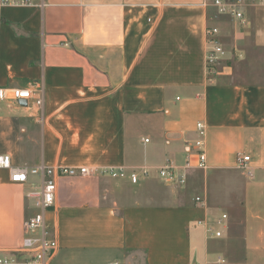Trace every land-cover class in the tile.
Wrapping results in <instances>:
<instances>
[{
	"label": "crops",
	"instance_id": "0c3cea01",
	"mask_svg": "<svg viewBox=\"0 0 264 264\" xmlns=\"http://www.w3.org/2000/svg\"><path fill=\"white\" fill-rule=\"evenodd\" d=\"M208 2L0 5V88L44 87L42 109L0 100V155L16 167L152 169L137 184L59 178L46 217L59 245L51 264H131L136 254L144 264H264V84L219 81L226 74L212 77L205 64L212 25L228 58L263 49L264 5L247 7L245 22H213ZM199 122L208 169L167 187L156 169L196 160ZM240 156L251 158L246 168ZM40 186L38 176L16 184L0 169V254L22 245Z\"/></svg>",
	"mask_w": 264,
	"mask_h": 264
},
{
	"label": "built area",
	"instance_id": "2783aa9c",
	"mask_svg": "<svg viewBox=\"0 0 264 264\" xmlns=\"http://www.w3.org/2000/svg\"><path fill=\"white\" fill-rule=\"evenodd\" d=\"M1 6L33 8L43 11L46 7V0H1ZM208 7L213 8L215 15L211 16L213 22L221 17H227L245 22L246 8L264 5V0H209ZM226 44L223 41L220 28L212 25L206 30V53L205 64L208 75H217L214 68L223 60L228 58ZM238 55L239 50H235ZM214 73L212 74V72ZM44 87L34 85L25 89H5L0 88V100H12L15 102L32 101L33 104L42 109L44 105ZM197 140L191 145L193 156L196 160L189 159L184 165H178L173 161H167L165 165L157 168V172L163 183L170 188H181L187 185L189 172L192 170H207V153L205 148V138L207 129L204 123L196 125ZM148 142V140H146ZM251 160L249 156L238 157L240 168H246V164ZM0 169H7L10 172L12 183H28L31 176H38L41 179L39 190L29 194L34 201L35 213L29 217L25 224V237L22 245L9 253L0 254V264H51L55 257L59 245L56 237L52 234L47 225V213L54 207L57 193V180L64 177H109L112 179H129L131 183L137 184L141 179L150 176L151 168L140 167L137 169L128 168H91L81 167H46L44 165L34 168L13 166L9 155H0ZM197 204H204L202 197H196ZM228 218L223 214L218 218L216 224H222ZM203 224V223H201ZM206 232L210 235L221 237L220 231L215 232L213 225H205ZM224 262V261H222Z\"/></svg>",
	"mask_w": 264,
	"mask_h": 264
},
{
	"label": "rangeland",
	"instance_id": "374dc122",
	"mask_svg": "<svg viewBox=\"0 0 264 264\" xmlns=\"http://www.w3.org/2000/svg\"><path fill=\"white\" fill-rule=\"evenodd\" d=\"M213 9V8H212ZM211 16H213L214 10L211 12ZM220 19L228 20L227 17H221ZM223 41L226 44L223 37ZM247 53L243 48L239 49L238 55H242L243 57L239 58L236 51L234 50L232 56L230 58H226L220 64H218L214 70L216 73L226 74L225 76L220 77L219 81H226V82H235L240 84H264V48L257 49L254 47L249 46L247 47ZM231 67V69H226ZM226 69V70H225ZM214 71L212 72V74ZM216 75H212L215 77ZM131 259H136V261L132 262L131 264H144V256L143 255H129Z\"/></svg>",
	"mask_w": 264,
	"mask_h": 264
}]
</instances>
